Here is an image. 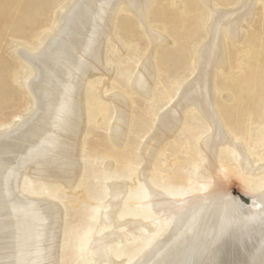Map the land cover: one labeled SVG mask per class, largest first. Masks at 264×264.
Masks as SVG:
<instances>
[{
  "label": "bare ground",
  "instance_id": "bare-ground-1",
  "mask_svg": "<svg viewBox=\"0 0 264 264\" xmlns=\"http://www.w3.org/2000/svg\"><path fill=\"white\" fill-rule=\"evenodd\" d=\"M154 1L161 0H73L57 18L55 27L47 29V36L38 41V52L27 48L29 51H18L29 68L24 86L33 97L34 108L17 127L0 132V264H57L59 248L68 264H264V84L260 86L264 64L257 69L264 59V49L257 47L256 54L245 49L247 30L252 34L254 26H264V0H196L191 23L199 17L201 23L196 29L201 27L204 34L192 50L195 62L189 63L190 71L183 81L175 71L149 100L157 84L152 61L155 46L161 40L176 45L156 26L145 25ZM169 1L182 7L177 0ZM259 3L262 8L256 12ZM122 13L134 17L145 29L142 27V35L153 43L147 56L139 59L137 71L130 70L134 73L123 84L149 102L141 115V130L144 135L149 133L141 149L135 148L127 136L128 127L132 129L129 99L120 92L109 96L114 103V119L104 135L105 142L111 144L107 155L121 157L124 165L137 159L144 161L140 168L129 165L143 178L133 186L120 178L122 172L117 168L114 171L119 175L114 178L107 173L111 161L100 157V166V159L93 157L87 169L81 158L91 156L87 148L91 133L86 132L91 119L86 110L92 108L93 117L98 108L94 102L98 93L92 83L105 74L113 75L104 64L121 63L114 60V46L107 41ZM166 16L172 17L169 13ZM256 31L264 39V31ZM41 34L34 32L25 46H35ZM126 40V45L135 50V45ZM228 44L237 45L235 54L230 51L234 72L230 71ZM129 55L138 57L135 51ZM252 55L257 60H251ZM219 72L238 90L237 83L252 74L254 80L247 81V88L259 85L255 88L258 91L253 90L258 98L252 101L254 95L243 92L235 99L229 92H222L215 86ZM161 82L163 79L158 78ZM155 102L167 105L159 110ZM125 144L127 148L117 151ZM224 170L244 181L250 198L248 208L227 193L211 191L213 172L224 174ZM35 177L40 179L38 185L32 180ZM78 178L92 183L93 188L102 180L110 184L105 193L104 189H93L92 201L97 200L98 205L84 206L83 212L72 213L70 218L65 211V219L72 220L76 235H70L62 245L58 240L63 214L58 200L62 197L49 192L47 183L61 190L77 188ZM135 195L146 205V212H140L144 218L126 220L133 222L130 225L134 231L138 227L146 229L142 234L132 233L144 243L134 257L121 259V252L113 253L105 245L107 238L119 231L93 235L100 227H107L102 224L95 228L93 222L129 216L131 213L121 206H135L126 201ZM78 197L89 199L82 189Z\"/></svg>",
  "mask_w": 264,
  "mask_h": 264
},
{
  "label": "rangeland",
  "instance_id": "rangeland-1",
  "mask_svg": "<svg viewBox=\"0 0 264 264\" xmlns=\"http://www.w3.org/2000/svg\"><path fill=\"white\" fill-rule=\"evenodd\" d=\"M177 1L181 4V8L180 5L172 6L169 0H161L159 1V3H156L154 1V3L148 10V21L145 22V25H147V27L148 24H151V26H156V28L154 27L155 29H158L159 32L162 31V33L167 37L168 40H174L177 45L176 46L174 43H172V45H169L167 41L161 40L155 46V57L154 59L152 57V61L157 71V84L155 86L153 85L150 94L152 96L149 97V100L154 99V96H156V91L163 88L162 86L170 79L175 71L178 70L179 73L177 74L180 81H183V78L187 77L190 71L189 63L195 62L192 50L204 34V31L200 26V28L196 29V25H200L201 23V21L198 20L199 17L195 22L191 23L193 19L190 18V16L195 14L193 9L198 6L196 0H190L187 3L185 2V0ZM72 2L73 0H0V132L12 130L17 127L22 119L28 117L31 114L34 108V102L32 100L33 97L29 94V92H27L28 88L24 86L25 78L30 76V72L28 71L29 68H27L23 60H21V58L18 56V51L22 48H27L30 50V52H38L39 50H35L36 46L39 45L38 41L42 40L44 36H47V34L45 33L47 29L51 30V28L55 27L57 18H59V16L64 13L66 8ZM261 8L262 4H257L256 12H259ZM166 13H169L172 17L166 16ZM125 20L127 21L126 24L124 22ZM142 27L129 13H126V15L122 13L121 16H119V20L117 18V22L114 27V33L111 32L107 44L111 43L112 46H114V60L121 61V63L119 64L118 62H110L107 66H105L104 64L103 67L106 68V70L108 68L110 72L113 71V75L109 77L108 74H105L106 76H101L97 81L92 83L93 87H96L94 88L95 91L98 93L97 97L94 99L95 106L98 108L94 110L95 113L93 117H91L90 115V112H92L93 109L87 108L86 110L87 118L89 117V119H91L89 128H87L86 130L87 133H91L89 141L87 143L88 152L91 153V156L87 157L86 159L81 157L83 162L87 163H84L87 169L90 166L89 161L93 157H98L99 159L100 157H102L107 161H111L110 167L109 165H105L109 167V169H111V171L107 173L111 174V176L113 175L114 178L115 176L119 175L116 174L118 171H114V168H117L122 172V175H119L120 178L125 180L128 186L135 185L138 180L143 181V178L138 177V173H135L134 169L131 170L130 166L132 167L136 165V167L138 168L141 165L142 167L144 165V161L141 162L140 159H137L131 161L129 166L122 164V159L119 156H117L118 158L116 157L115 159L110 158L107 155V150L111 148V144L105 142L104 135L106 133L108 124L114 119V114L111 113L114 103L111 97L109 99V96L112 94H116V92H120L123 93L125 98H127V100L129 99L130 101L129 110L131 114L129 115V123H131L132 129L130 130V127H128L127 129L128 140H130L131 138L134 142L133 145L135 146V148L140 146L141 149L142 145L145 144L147 137L149 136V133L144 135V131L141 130L144 126V121L142 120L143 118L141 117V115L146 111L147 106H149V102L142 96L129 92L123 85L124 81L129 79V77L134 73H131L130 70H136L141 60H143V58L147 56V51L151 50L150 46L153 45V43H151L147 36L144 37L142 35ZM256 29H261L264 31V26H260V28L254 26L252 31H250L252 32V34L249 33L248 30L246 34L245 49L247 50V48H250L253 54H256L255 52L257 50V47L259 49L261 48V50L264 49V39H261L257 36ZM143 30H145L144 27ZM34 32H40L44 34H41L36 38V43H38H35V46H25L28 45L27 38L32 36ZM126 39L135 45V50L126 45ZM236 48L237 45L228 44V60L231 65V72H234L236 68L234 67L235 63L234 57H232L233 54L231 55L230 51L235 54ZM134 51L138 56L137 58L130 57L129 55ZM107 55H110V53ZM188 55H190V57H188ZM251 60H257V56L252 55ZM259 63L261 65L257 69L260 70L261 68H263L264 59H261ZM252 67L254 68V66ZM222 73L223 72H219V74L217 73V75L219 76H217V79L215 80V86L217 85L222 92H229L235 99L237 98L236 95L243 92H246L247 94L249 93L250 96L254 95L255 93H253V90L258 91L255 88H259L264 84V74L261 73L262 78H260L262 81L260 80V86L253 85V88H247V81L252 82L254 80V77L251 74L250 76H248V79L237 83V86L240 87L239 91L238 89H235L230 85L229 80H227V78H225ZM119 77L120 81H115V79H118ZM158 78L163 79V82L158 83ZM111 82L113 83L112 86ZM175 87L176 85L173 86V90ZM106 88H108V90H106ZM263 88L264 85L262 86V89ZM231 89H234L236 91H231ZM257 98L258 97L254 95L252 101ZM217 99L218 98L216 97V100ZM164 104L161 102H155V108H160L159 110H161L167 105V103L166 105ZM256 106L260 107V104L256 103ZM228 114L230 120L231 114ZM145 130L148 131L147 129ZM127 147L128 145L124 146L123 148H117L115 146V148H117V151H121L122 149H125ZM115 148L113 146V149ZM99 165L103 166L101 159ZM223 172L224 174L220 171L213 172L214 181L212 183V187L210 188L211 191L227 193L236 198L244 208H248L250 204V198L247 195L248 191H246L244 187V181H242L241 177L235 175L233 172H228V170H224ZM129 173L131 174L126 175ZM215 173H217V175ZM78 179L77 183L80 184L77 188H75V186L73 188L63 187L62 190L60 189V186H55L47 183V185L49 186V192H52V194H58V196L62 197L58 200L63 209V214L61 215V221L58 231V240L62 245L65 239L70 238V235H76L75 231L73 230L74 224L72 220L68 218L65 219V211L69 213L70 218L72 217V213L83 212L85 208L84 206L88 205L93 208L94 206L99 204L97 200L92 201V198L95 196V194L92 193L93 189H104L105 193L106 186L110 184L107 183L109 180L106 183L102 180L98 181V183H95L97 184L96 188H93L92 183H89L88 181L84 183V181H82L84 180V178ZM32 180H36V182H34L36 183V185H38V182H40V179L37 177L32 178ZM142 186L145 187L144 182H142ZM81 189L87 192L89 196V199L87 201L82 199L83 197H78V192ZM239 194H244L248 198L244 200ZM125 198L127 199V196ZM135 198L136 195L134 198L126 200L131 201V203H135V206L128 203L124 204V206H121L123 210L131 213L129 216L124 217L123 219L120 218L116 221L111 220L109 222L102 223L98 219V221L95 220L93 222L96 226L95 228L102 226V224L107 225V227H100L98 231H95L93 233V235H101L107 231H114V229H117L119 231V233L115 232L113 235L111 234V236L107 238L105 245L107 249L110 248L111 250L109 251L113 253L121 252L123 254L120 257L121 259L134 257L136 253L141 250L144 243L142 239L138 238V234L144 233L142 231H144L145 228L138 227L134 231L130 225L133 222L130 220H126V218L136 219L139 216L143 217L140 215V212H146V205L144 203L141 204L143 201L136 200ZM99 217L102 216L99 214ZM134 232H138V234H132ZM125 233H131V235L121 237V235ZM87 241L88 240H86V243ZM58 254L60 257L57 264H68V261L66 260V254H64L62 248L58 249Z\"/></svg>",
  "mask_w": 264,
  "mask_h": 264
},
{
  "label": "water",
  "instance_id": "water-1",
  "mask_svg": "<svg viewBox=\"0 0 264 264\" xmlns=\"http://www.w3.org/2000/svg\"><path fill=\"white\" fill-rule=\"evenodd\" d=\"M241 196L242 199L246 200L248 197L244 194H239Z\"/></svg>",
  "mask_w": 264,
  "mask_h": 264
}]
</instances>
